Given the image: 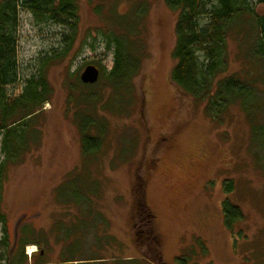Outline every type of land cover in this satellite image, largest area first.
Returning a JSON list of instances; mask_svg holds the SVG:
<instances>
[{
    "label": "rangeland",
    "instance_id": "rangeland-1",
    "mask_svg": "<svg viewBox=\"0 0 264 264\" xmlns=\"http://www.w3.org/2000/svg\"><path fill=\"white\" fill-rule=\"evenodd\" d=\"M76 2L75 32L19 13V75L7 94L20 97L30 79L43 75L50 94L19 139L18 158H6V130H0V261L12 248L16 256L24 249L27 264H35L34 255L44 264L140 257L148 236L134 237L132 189L146 177L166 264L182 254L190 264H264V135L253 137V126L264 124V106L248 114L235 103L213 118L207 101L182 93L171 78L180 11L166 0ZM250 2L264 13L262 0ZM250 25L246 17L234 28L241 33H228V70L219 78H259L264 95V65L250 53ZM120 26L138 43L141 60L138 74L121 87L108 81L115 46L106 37L121 33ZM89 64L101 75L85 85L80 76ZM93 123L90 135L101 146L85 154L81 127ZM227 201L241 212L230 227Z\"/></svg>",
    "mask_w": 264,
    "mask_h": 264
},
{
    "label": "trees",
    "instance_id": "trees-1",
    "mask_svg": "<svg viewBox=\"0 0 264 264\" xmlns=\"http://www.w3.org/2000/svg\"><path fill=\"white\" fill-rule=\"evenodd\" d=\"M76 1L0 0V130H6L3 149L9 160L19 157L21 151L19 139L24 137L28 121L38 113L50 94L44 75L39 79H30L20 97L11 99L7 94V87L15 84L19 75L17 60L19 13L21 10H27L38 19L69 25L75 32L79 20ZM166 2L172 10L180 11L176 24L177 42L173 52L176 64L171 74L172 81L182 93L198 101H207V112L213 118H218L235 103H239L248 114L258 113L264 106V95L257 91L259 78L247 81L232 75L220 79L219 74L228 70L226 60L228 33L237 31L238 29L234 28L241 26L246 17L250 18L252 23L250 27L255 31L254 45L250 53L264 65V13L257 14L250 0H166ZM121 27L118 28L123 30L121 33L110 32L106 35L109 46L112 44L115 46L114 66L108 73V81L117 83L119 87L134 74L137 75L141 68V60L133 47V43L135 45L138 43L127 34L129 33L126 31L127 28ZM237 32L241 33L240 30ZM135 50L138 48L135 47ZM262 77L264 79V72ZM94 125L95 123L89 126L83 124L81 127L85 154L94 153L101 146V140L90 135L89 128ZM20 127L21 129H18ZM263 132L264 124L253 126L255 140L258 135L261 139ZM4 168L5 165L2 166L0 173ZM146 182V177L135 181L132 203L134 237L148 236L147 246L138 247L141 252L139 259L137 257L129 258L127 261L121 259L117 264H166L161 252V239L155 228L154 214L146 200ZM224 213L229 227L241 217L240 209L229 201L224 202ZM0 220H4L1 214ZM13 249L10 250L9 257L0 261V264H27L28 257L24 254V249L20 256H16ZM85 260L90 263V260ZM33 261L35 264L46 263L36 261V255ZM65 261L72 264L75 259ZM176 264H190V256L182 254Z\"/></svg>",
    "mask_w": 264,
    "mask_h": 264
},
{
    "label": "water",
    "instance_id": "water-1",
    "mask_svg": "<svg viewBox=\"0 0 264 264\" xmlns=\"http://www.w3.org/2000/svg\"><path fill=\"white\" fill-rule=\"evenodd\" d=\"M101 72L100 69L92 64H89L85 67L80 78L83 83H96L100 78Z\"/></svg>",
    "mask_w": 264,
    "mask_h": 264
},
{
    "label": "built area",
    "instance_id": "built-area-1",
    "mask_svg": "<svg viewBox=\"0 0 264 264\" xmlns=\"http://www.w3.org/2000/svg\"><path fill=\"white\" fill-rule=\"evenodd\" d=\"M29 254H31V253H29Z\"/></svg>",
    "mask_w": 264,
    "mask_h": 264
}]
</instances>
